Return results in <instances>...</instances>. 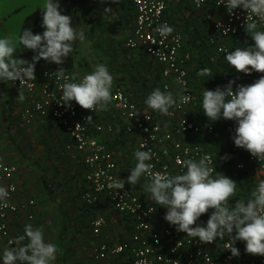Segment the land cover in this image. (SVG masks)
I'll return each instance as SVG.
<instances>
[{"label": "clouds", "instance_id": "9594fccd", "mask_svg": "<svg viewBox=\"0 0 264 264\" xmlns=\"http://www.w3.org/2000/svg\"><path fill=\"white\" fill-rule=\"evenodd\" d=\"M101 2L107 3L108 0ZM111 2L118 4L119 0ZM221 4L230 15L236 9L251 13L243 27L254 42L227 52L225 60L237 73H264V0H222ZM40 9L41 27L44 29L42 34H33L31 29H24L18 36L0 38V83L19 81L17 98L21 102L25 100L22 86L35 81V67L40 60L61 66L74 51V45L83 44L87 39L84 27L74 26L72 17L62 14L59 0H45ZM111 12L113 10L110 7L104 9V14ZM217 28L224 33L231 30L219 21ZM155 31L167 39L174 28L164 23L158 25ZM21 49L35 54L31 61L16 56ZM52 75L63 81L60 87L65 103L62 105L70 108L74 101L82 109L94 113L109 110L114 77L106 65L97 64L91 73L79 80L75 75L66 74L63 67H59ZM197 75L210 77L212 72L209 68H203ZM191 100L192 96L185 94L179 95L177 99L165 86L164 91L153 89L144 103L161 116L172 117L173 109ZM202 110L208 120L234 121L237 125L232 136L234 145L249 152L259 162L264 161V75L249 85L236 84L235 80H230L214 91L204 88ZM91 120V116L86 118V121ZM79 126L77 124L76 128ZM144 147L141 145V148ZM134 156L136 164L127 180L110 178L109 189L118 192L125 187V183L134 186L145 177L147 179L143 187L148 199L167 209L164 219L175 226L177 232L186 233L193 239L198 238L201 244L224 242L223 247L230 251L232 257L240 255L236 243L244 242L247 254L264 257V179L258 181L247 200L240 199L232 203L238 184L226 175L217 173L210 156L205 155L198 161L183 160L182 166L186 171L176 175L153 172L154 165L150 161L154 154L151 150H138ZM222 159L226 161L229 157L225 155ZM8 198L7 188L0 186V208L8 207ZM209 210L212 212L206 225L198 224L201 216L209 213ZM155 211V208L149 207L145 215ZM10 244L12 246L5 248L0 255L3 264H55L59 253L56 244L45 240L42 226L25 225L23 234L10 241ZM220 245L217 244V247Z\"/></svg>", "mask_w": 264, "mask_h": 264}, {"label": "built area", "instance_id": "2783aa9c", "mask_svg": "<svg viewBox=\"0 0 264 264\" xmlns=\"http://www.w3.org/2000/svg\"><path fill=\"white\" fill-rule=\"evenodd\" d=\"M131 2L135 7L136 17L133 33L125 40L126 48L140 49L163 66L164 90L166 86L170 91L171 84L175 83L182 94L192 96V100L178 109H173L172 117H166L173 124V130H169L161 118L140 109L122 87H117L113 90L111 105L118 121L122 123V130L129 135L139 134L140 139L135 152L151 150L154 154L150 161L154 165L153 172L181 174L186 171L182 166L183 160L198 161L207 155L214 161L215 171L224 174L215 153L205 150L197 143L189 142L192 138L214 137L217 130L212 123L197 124L184 115L185 111L198 100L188 80V64L192 60V55L183 51L182 33L174 31L167 39H164L155 31L158 25L164 23L171 26L166 15L168 1L131 0ZM192 2L196 9L212 7L220 13L208 37V44L214 50L211 61L215 62L219 58H224L227 52L234 51L233 41L245 33L243 25L251 17V13L236 9L230 15L221 4L222 0H192ZM217 21L231 30L227 33L220 31L217 28ZM246 37L251 44L254 43L249 35ZM55 71L58 69L54 67L35 69V81L27 82L22 86L23 93L29 96L30 105L20 116L21 125H30L37 117L52 120L70 138L77 155L84 154V164L87 168L85 180L88 186L81 195L84 204L87 207H93L102 197H106L117 213L130 217L135 223L134 243L124 242L117 245H111L105 241L98 243L94 250V259L97 264H114L115 260L125 254L130 255L132 264H264V257L250 258L241 251H239V257H232L230 251H226L223 247L224 242L221 243L223 259L220 261L215 257V253L209 250V244H201L198 238L193 239L186 233L177 232L175 226L166 222L164 219L166 208L159 207L154 202L137 195L126 183L125 187L118 192L116 189H109L110 178L118 177L117 164L112 151L98 137L118 133L117 123L98 120L105 111L96 113L87 111L74 101L70 108L62 105L65 103L60 87L63 81L57 80L56 76L52 75ZM66 74L75 75L77 80L85 75L69 70H66ZM262 75L264 73L256 72L245 75L237 73L232 68V77L227 83L235 80L236 84L249 85ZM12 87L19 92L20 82H12ZM233 87L235 90V85ZM179 114L182 115L179 116ZM89 116L92 120L86 121ZM77 124H80L78 128H76ZM236 126L235 123L227 124L225 133L232 137ZM141 145L146 147L141 148ZM231 152L237 158L239 171L255 172L261 180L264 179V161L259 162L246 150L237 148L234 141ZM77 155L74 154L72 157L77 158ZM19 173V166L3 162L0 154V186H4L9 192L8 207L0 208V236L10 246H12L10 241L16 238L11 232L10 217L20 213H26L30 221H34L36 217L37 203L34 199L23 203L14 201L19 191L16 182ZM149 207L155 208L156 211L145 215ZM211 212L212 210H209V213L201 216L197 223L206 225ZM105 225L106 219L102 216L92 221L91 230L96 238L101 237Z\"/></svg>", "mask_w": 264, "mask_h": 264}, {"label": "crops", "instance_id": "0c3cea01", "mask_svg": "<svg viewBox=\"0 0 264 264\" xmlns=\"http://www.w3.org/2000/svg\"><path fill=\"white\" fill-rule=\"evenodd\" d=\"M167 1V19L175 32L183 34V51L185 53H191L193 55L192 59L193 57L200 59L201 52L206 54V14L215 19V22L220 16L219 11L212 7L209 9H196L192 0ZM39 4L35 0H0V38L8 35L18 36L25 19L30 16H26L27 11L34 7H39ZM134 26L135 18L131 25L125 28L120 35L111 36L108 33H103L102 36L104 41L102 46L105 48V51L114 53L112 59H115V61L107 66L110 74L114 77L113 83L123 84V86L119 84L113 85V90L117 87H122L140 109L161 118L164 125L167 122L166 128L173 130V124L169 118L157 114L156 111L149 109L144 103L153 89L160 88L164 91L163 85L165 80H163V66L161 64L148 57L140 49L128 50L125 48V41L122 42V39L125 38L126 40L128 36H131ZM16 56L28 61L21 50L17 51ZM198 64L199 62H192L188 70L192 72L195 65ZM229 76L232 77V72ZM194 82L196 81L193 80L190 83L192 88L195 85ZM170 91L177 99L179 95H182L181 89L175 83L171 84ZM18 94L19 92L12 87V82L7 84L0 83V146L10 144V140L13 138L21 143L26 142L32 144L38 135L42 133L40 135V143L43 145V149H35L25 164L23 158L8 155L0 148L1 160L6 163L16 164L20 168V173L16 177L19 191L14 201L16 203H23L26 200L34 199L37 203L35 222L30 221L26 213H20L19 215L10 217L12 235L17 237L23 233L25 225L31 224L33 227L42 226L44 228L46 240V236L50 231L55 233L56 216L58 218L60 216L62 222H65V218H67L70 220V223H67L69 232L71 233L69 240L70 238L74 240L72 244L78 251L79 259L84 260L83 264L88 262L86 259L89 257L91 259L93 258L91 261L92 264H97L94 259V250L101 241L108 242L111 245L124 242L134 243L135 223L133 219L117 213L113 209L109 199L102 197L99 203L93 207H87L84 204L81 195L88 188L85 180L87 168L84 164V154L77 155L75 146L71 144L72 142L70 143V138L63 130L52 120L41 119L39 117L30 125H21L20 116L24 109L30 105V99L28 95L24 94L25 100L21 102L17 98ZM198 105L197 102L189 107L184 115L197 124H205L201 121L204 119L205 114L204 112L201 114L200 111L202 110L196 108ZM111 109L112 105L110 104L109 113L105 111L98 120L107 123H117L119 132L114 135L104 134L98 138L105 142L112 151L117 164V175L120 179L126 181L130 175V171L136 164L134 153L140 136L137 133L133 135L122 133V123L118 121L119 119L115 111L113 112V109L112 111ZM215 140L216 142L219 141V136ZM43 141H46V143L52 146L55 144L57 151L54 149L51 150V148L48 151ZM196 143L202 146L200 142ZM218 146L220 145L218 144ZM230 151L231 149H229V153ZM74 154L77 155V158L72 157ZM215 154L221 168L223 164L222 157L225 156V153L224 151L217 150ZM249 173L254 180V185H251L252 191L261 179L255 172ZM244 179L240 180V182L245 184ZM145 182L146 180L142 177L134 186L128 183L126 184L130 186L134 193L151 201L148 199V194L144 191L143 185ZM251 191L247 196L241 198L239 197L240 190L238 189L236 196L232 198L231 202L234 203L240 199L247 200L250 197ZM56 212H59L60 215H56ZM101 216L105 217L106 225L101 237L96 238L92 233L91 223L96 217ZM63 227H65L64 224ZM54 242L56 244L59 243L56 239H54ZM215 243L216 245H214ZM214 244H209L208 246L209 250L213 253L217 251V242H214ZM64 248L66 250V247ZM247 256L250 258L256 257L250 254H247ZM127 258L124 257L122 260H119V264H130Z\"/></svg>", "mask_w": 264, "mask_h": 264}, {"label": "trees", "instance_id": "16d2710c", "mask_svg": "<svg viewBox=\"0 0 264 264\" xmlns=\"http://www.w3.org/2000/svg\"><path fill=\"white\" fill-rule=\"evenodd\" d=\"M59 3L61 5L62 14L71 16L73 25L78 27L80 22L84 19H88L90 22H93L92 16L95 13V7L97 4L102 2L101 0H59ZM115 6H116L117 16L108 24L106 28V32L111 36L120 35L125 28L131 25L133 19L136 17L135 7L132 4L131 0H119V3L118 4L115 3ZM41 25H42V15H41V11H38L28 16L25 19L21 32L24 29H31L33 31V34H37V33L42 34L44 29L41 27ZM210 34H211V28L206 33V54L204 52H201L199 56L200 59H198L197 57H193V59L188 64V69H189V66L192 62H197V63L199 62L198 65H195V68L192 72L188 70L189 82L192 83L193 80L196 81L194 82L195 83L194 87L193 88L191 87V89L195 93L199 105H202L204 88L214 91L216 87L226 85L227 81L230 78L229 75L232 72V68L225 60V58H219L215 62L211 61L212 56H214V50L208 44V37ZM246 35L248 34H246L245 32L238 39L233 41L234 49L237 47H245L248 44H251L247 39ZM75 48H76V44L74 45V51L69 54V56L65 60V63L62 64L61 66L46 62L44 60H40L36 64L35 69L43 70L50 67L59 69V67H63L67 71L75 70L77 65L75 58ZM21 51L26 56L28 61H31L33 56L35 55L33 52L29 50L21 49ZM218 61H220V63H218ZM203 68L211 69L212 75L210 77L198 76L197 73ZM201 121H203V123L205 124L206 122L212 123L217 130L216 135L211 138L206 136L198 137L196 139L192 138L190 139L191 140L190 142L193 143L200 142V144H202V147L205 150H208L212 153H215L217 152V150H219L218 144L228 145L231 149L233 139L230 135L225 133V128L228 123H235L234 121H227L221 119L219 121L214 122L208 120L207 117ZM122 133L125 132L122 131ZM218 136H219V141L216 142L217 139L215 140V138ZM43 143L46 144V149L50 151L51 147H49V144L46 143V141H43ZM209 143H212V145L209 146ZM227 156L229 157V159L226 161L223 160L221 170H223L222 172L224 173V175H226L228 178H231L238 184V189L240 190L239 197L241 198L245 197L251 191V185H254L253 177L249 175L250 171L241 172L237 169V158L236 156L233 155L231 151L230 153L227 154ZM242 179L245 180V184L243 182H240V180ZM221 243L222 242L217 241V244H221ZM244 245H245L244 242L238 241L235 246L239 249V251L247 255ZM124 257H128L127 259H129L130 264H132L130 255L127 254L121 255L117 260H115L114 264H119V260H122ZM215 257L220 261L223 259V252L221 249V245L217 247V251L215 252Z\"/></svg>", "mask_w": 264, "mask_h": 264}, {"label": "rangeland", "instance_id": "374dc122", "mask_svg": "<svg viewBox=\"0 0 264 264\" xmlns=\"http://www.w3.org/2000/svg\"><path fill=\"white\" fill-rule=\"evenodd\" d=\"M36 2H39V7H34L33 9H29L26 13L28 15L33 14L34 12H37L38 10H41L42 8V2L45 3V0H35ZM111 8L113 12L104 14L105 8ZM117 16L116 12V6L115 3H112L111 0H108L107 3H99L95 7V13L93 14V22H90L88 19H84L80 22L78 27H84L85 33H86V42L83 44L77 43L75 48V58H76V70L74 72L78 74H88L91 73L94 70V67L97 64H104L106 66H109L112 62L115 61V59H112L114 56L111 52H106L103 45V33L106 32V28L108 24ZM215 19H213L211 16L206 14V33L209 31V29L212 27V23ZM130 31V29H128ZM123 37V36H122ZM119 39V38H116ZM125 41V38L122 39V42ZM125 45V43H124ZM126 48V47H125ZM109 62V63H108ZM108 63V64H107ZM119 84L120 86L122 83H113V85ZM196 108H200L202 110V105L196 106ZM113 109V108H112ZM111 109V111H112ZM114 112V110H113ZM203 110L201 111L202 114ZM107 113H109L107 111ZM157 114H159L157 112ZM115 115V113H113ZM206 118V116H204ZM40 133L35 140V142L26 143V142H20L16 139L10 140V144H4L3 146H0L8 155H14L18 156L20 158H23L24 163L26 164L30 158V155H32L37 148H42L43 145L40 143ZM48 139V138H46ZM71 143V141H70ZM72 144V143H71ZM54 146L50 145L51 150L54 149L57 151V146L53 144ZM219 150L221 152L224 151V155H227L229 153L230 147L225 144H219ZM226 151V152H225ZM62 213V212H61ZM59 214V212H56V215ZM60 215V214H59ZM65 222H62V218L59 216H56L55 218V233L51 232L47 234L46 240L48 242L56 244L54 242V239L58 240L59 243L56 245L59 248V253L57 255L56 264H83L84 260L79 259L78 251L74 248V245L72 242H74L73 239L69 236L71 233L68 229V222L70 223V220L65 218ZM64 221V220H63ZM35 222V221H34ZM63 224L65 227H63ZM214 244V243H212ZM216 245V243L214 244ZM7 247H11L8 245V243L0 236V255H2L3 250ZM66 247V250H64ZM88 262L86 264H92L90 257L86 259ZM94 262V261H93ZM0 264H3L2 260H0Z\"/></svg>", "mask_w": 264, "mask_h": 264}]
</instances>
